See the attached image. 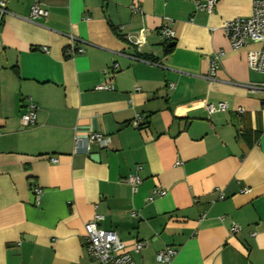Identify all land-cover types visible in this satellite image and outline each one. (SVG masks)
<instances>
[{"label": "crops", "instance_id": "0c3cea01", "mask_svg": "<svg viewBox=\"0 0 264 264\" xmlns=\"http://www.w3.org/2000/svg\"><path fill=\"white\" fill-rule=\"evenodd\" d=\"M205 1H8L0 23V264H93L84 224L95 216L136 264H159L166 247L177 251L169 264H264V90L249 88L264 85V74L246 64L258 45L233 50L221 29L249 17L256 0H217L211 13L197 9ZM34 3L45 18H29ZM163 26L172 41L160 37ZM138 35L140 46L128 41ZM72 42L83 52L69 58ZM102 84L112 90H95ZM28 99L36 121L23 126ZM219 102L227 110L209 115L206 105ZM91 132L107 146L74 154V138ZM136 165L133 193L127 179ZM155 188L165 194L148 202ZM137 241L146 245L136 253Z\"/></svg>", "mask_w": 264, "mask_h": 264}, {"label": "built area", "instance_id": "2783aa9c", "mask_svg": "<svg viewBox=\"0 0 264 264\" xmlns=\"http://www.w3.org/2000/svg\"><path fill=\"white\" fill-rule=\"evenodd\" d=\"M9 0H0V23L3 16L7 13L6 7ZM217 0H206L205 3H198L197 9L211 13ZM131 10L136 11L133 7ZM47 11L41 8L38 4L34 3L30 7V19H42L47 16ZM225 37L228 39L231 48L238 50L247 47L249 44L258 45L257 49L248 50L246 53L247 67L257 73L264 74V0H256L252 4V12L249 17L235 18L225 21L221 27ZM160 37L165 42H170L174 39V33L167 26L160 28ZM73 41V40H72ZM128 41L133 45L140 46L143 41L138 35L136 39L128 37ZM42 51H46L43 47ZM82 49L74 48L73 42L65 49L64 54L66 57L72 58L75 55L82 54ZM221 51L215 52L209 58V69L205 78L209 81L216 79V73L220 67V61L223 57ZM170 89L173 85H169ZM252 91L257 89H263L264 85H254L249 87ZM95 90H112V86L108 84H102L95 87ZM228 108L225 102H219L216 104L208 103L206 105L207 113L213 114L216 112H224ZM237 114H242L243 109L237 108ZM140 117L136 116L131 121V126L138 128L140 124ZM20 121L23 126L33 125L36 121V107L28 99L25 113L20 116ZM108 140L104 135L99 132H91L85 137L76 136L73 141V153H83L88 155L92 146L100 148L106 147ZM51 163H56L55 158L50 159ZM140 166L136 165L133 169V173L128 177L127 183L129 184L131 191L135 193L141 184V178L138 175ZM41 191L38 188L33 189V196L35 203H38ZM165 194V191L160 188L152 190L151 195L147 198L148 202H152L154 198L161 197ZM222 199V195L218 197ZM132 216H135L132 213ZM102 219L101 216H95L90 221L84 224V243L87 254L93 264H136L131 258L130 254L125 251V245L120 241L118 236L112 231H106L97 226L98 221ZM231 231L236 233L238 226L233 225ZM146 242L137 241L133 245V251L139 252ZM177 251L166 247L160 250L156 255V261L159 264H169L175 257Z\"/></svg>", "mask_w": 264, "mask_h": 264}, {"label": "trees", "instance_id": "16d2710c", "mask_svg": "<svg viewBox=\"0 0 264 264\" xmlns=\"http://www.w3.org/2000/svg\"><path fill=\"white\" fill-rule=\"evenodd\" d=\"M171 50H172V47L166 45V46L164 47V54L166 55V54L170 53Z\"/></svg>", "mask_w": 264, "mask_h": 264}, {"label": "water", "instance_id": "95a60500", "mask_svg": "<svg viewBox=\"0 0 264 264\" xmlns=\"http://www.w3.org/2000/svg\"><path fill=\"white\" fill-rule=\"evenodd\" d=\"M173 45V43L172 44H170L169 46H172Z\"/></svg>", "mask_w": 264, "mask_h": 264}]
</instances>
